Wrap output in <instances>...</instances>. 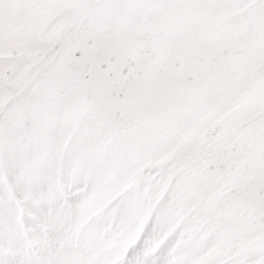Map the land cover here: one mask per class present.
Returning <instances> with one entry per match:
<instances>
[{
  "label": "snow or ice",
  "instance_id": "6c2138e0",
  "mask_svg": "<svg viewBox=\"0 0 264 264\" xmlns=\"http://www.w3.org/2000/svg\"><path fill=\"white\" fill-rule=\"evenodd\" d=\"M0 264H264V0H0Z\"/></svg>",
  "mask_w": 264,
  "mask_h": 264
}]
</instances>
